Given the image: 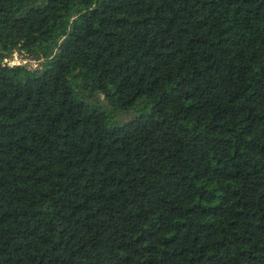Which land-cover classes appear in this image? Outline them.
Returning <instances> with one entry per match:
<instances>
[{
    "label": "trees",
    "instance_id": "16d2710c",
    "mask_svg": "<svg viewBox=\"0 0 264 264\" xmlns=\"http://www.w3.org/2000/svg\"><path fill=\"white\" fill-rule=\"evenodd\" d=\"M0 264H264V0H0Z\"/></svg>",
    "mask_w": 264,
    "mask_h": 264
},
{
    "label": "rangeland",
    "instance_id": "374dc122",
    "mask_svg": "<svg viewBox=\"0 0 264 264\" xmlns=\"http://www.w3.org/2000/svg\"><path fill=\"white\" fill-rule=\"evenodd\" d=\"M20 54L18 53H14L8 60L5 61V63H9V65H25L27 66L30 70L31 69H36L37 68V63H35L34 61L26 58V59H22L20 58ZM125 118V117H124Z\"/></svg>",
    "mask_w": 264,
    "mask_h": 264
},
{
    "label": "built area",
    "instance_id": "2783aa9c",
    "mask_svg": "<svg viewBox=\"0 0 264 264\" xmlns=\"http://www.w3.org/2000/svg\"><path fill=\"white\" fill-rule=\"evenodd\" d=\"M7 65H9V63H7ZM9 66H13V65H9Z\"/></svg>",
    "mask_w": 264,
    "mask_h": 264
}]
</instances>
